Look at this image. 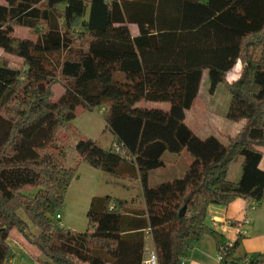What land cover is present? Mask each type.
<instances>
[{
	"label": "trees",
	"instance_id": "trees-1",
	"mask_svg": "<svg viewBox=\"0 0 264 264\" xmlns=\"http://www.w3.org/2000/svg\"><path fill=\"white\" fill-rule=\"evenodd\" d=\"M0 48V264L14 256V230L41 264H144L148 234L159 264H182L206 235L221 264H264V253L240 251L242 236L231 244L207 221L213 204L264 199V0H0ZM205 70L211 92L220 83L230 91L227 117L243 122L227 143L186 122ZM98 106L114 142L80 138L75 165L66 166L53 149L58 133L79 107ZM184 151L192 157L185 175L150 186L164 155ZM238 159L236 181L230 167ZM82 163L139 179L144 204L95 196L86 231L61 225Z\"/></svg>",
	"mask_w": 264,
	"mask_h": 264
},
{
	"label": "rangeland",
	"instance_id": "rangeland-1",
	"mask_svg": "<svg viewBox=\"0 0 264 264\" xmlns=\"http://www.w3.org/2000/svg\"><path fill=\"white\" fill-rule=\"evenodd\" d=\"M18 36L27 37L29 31L26 27L17 29ZM18 60L16 57H12ZM64 92V87L59 84L56 97L59 98ZM231 94L225 83H220L215 92H211V81L209 72L206 70L201 85L200 96L195 102L192 110L188 112L187 124L192 127L202 137L210 135L225 136L226 133H235L238 121L227 117ZM166 102L150 103V106H167ZM226 111V112H225ZM106 107L98 106L93 110H86L79 107L77 116L68 122L62 129L54 142V151L60 153L66 166L75 165V145L80 138H93L99 145L109 148L114 142L113 133L107 129L105 116ZM226 115V116H225ZM137 186V190L142 188L139 179L118 177L100 169L94 168L86 163L79 164L78 175L72 181L60 213L63 218L59 223L67 228L76 231H86L88 228V210L94 196L110 195L129 199L132 190H128L123 184ZM37 188H30L25 191L28 195H35ZM25 218L27 215L20 212ZM33 232H37L32 226ZM17 230L12 232V236L19 235ZM11 242L14 238L11 237Z\"/></svg>",
	"mask_w": 264,
	"mask_h": 264
},
{
	"label": "crops",
	"instance_id": "crops-1",
	"mask_svg": "<svg viewBox=\"0 0 264 264\" xmlns=\"http://www.w3.org/2000/svg\"><path fill=\"white\" fill-rule=\"evenodd\" d=\"M131 29L134 36L139 34L137 25L132 24ZM2 54L3 49L0 48V57ZM242 68V63L238 62L229 73V79L231 81L236 80L240 76ZM205 72L206 70L204 73ZM168 107L169 104L163 108ZM192 108L190 110H192ZM190 110H188V112ZM242 126L243 122L238 121V124L235 128L237 131H235V133H226L225 136H216L219 137L223 143H227L229 137L237 134L241 130ZM164 159L166 163L165 166L154 169L150 172V186H155L165 181L182 178L192 162V157L186 151L180 154L166 153L164 155ZM260 166L262 169H264V156ZM242 173L243 170L241 166V160L238 159L230 167V176L233 180L237 181L241 178ZM123 185L128 190H132L133 192L132 195H130V198H127L129 202L136 205L144 204L142 188L137 190V186L131 184L127 185L125 183ZM62 218L63 216L61 219ZM207 221L213 228L223 233L231 244L235 242L239 236H242L240 251L243 254L245 253L250 256H254L259 253H264V199L260 202H256L239 198L227 206L213 204L209 208ZM61 225L65 226L64 224ZM11 237L14 238V242H11ZM11 237L8 239V242L11 246L14 256L12 257L9 264H41L33 255V253H36V249L26 239H24L21 234ZM147 245L148 249L153 248L150 234H148ZM218 253L219 252L215 239L209 235H206L194 243L193 247L182 257V261H184V264H217Z\"/></svg>",
	"mask_w": 264,
	"mask_h": 264
},
{
	"label": "built area",
	"instance_id": "built-area-1",
	"mask_svg": "<svg viewBox=\"0 0 264 264\" xmlns=\"http://www.w3.org/2000/svg\"><path fill=\"white\" fill-rule=\"evenodd\" d=\"M115 148H116L117 151H120V146L119 145H115ZM61 217L62 216L60 214L57 215L58 220H60ZM222 260H223L222 254L218 253L217 264H221ZM248 262H249V259L246 260V263H248ZM144 264H159L158 254L155 251V249H153V248L148 249ZM182 264H184V261H182Z\"/></svg>",
	"mask_w": 264,
	"mask_h": 264
},
{
	"label": "water",
	"instance_id": "water-1",
	"mask_svg": "<svg viewBox=\"0 0 264 264\" xmlns=\"http://www.w3.org/2000/svg\"><path fill=\"white\" fill-rule=\"evenodd\" d=\"M185 212V210L183 211V213Z\"/></svg>",
	"mask_w": 264,
	"mask_h": 264
}]
</instances>
